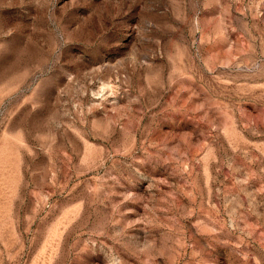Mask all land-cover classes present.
Wrapping results in <instances>:
<instances>
[{"label": "rangeland", "instance_id": "374dc122", "mask_svg": "<svg viewBox=\"0 0 264 264\" xmlns=\"http://www.w3.org/2000/svg\"><path fill=\"white\" fill-rule=\"evenodd\" d=\"M0 264H264V0H0Z\"/></svg>", "mask_w": 264, "mask_h": 264}]
</instances>
